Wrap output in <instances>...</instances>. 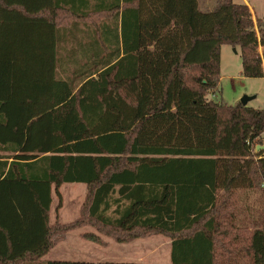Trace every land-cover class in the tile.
Returning a JSON list of instances; mask_svg holds the SVG:
<instances>
[{"label":"trees","instance_id":"obj_1","mask_svg":"<svg viewBox=\"0 0 264 264\" xmlns=\"http://www.w3.org/2000/svg\"><path fill=\"white\" fill-rule=\"evenodd\" d=\"M62 13L94 24L72 78L59 74ZM224 44L264 77V17L246 3L0 0V264H36L59 241L64 183L88 194L62 232L170 236L172 264H264V214L242 218L230 199L264 194V109L209 98Z\"/></svg>","mask_w":264,"mask_h":264},{"label":"rangeland","instance_id":"obj_2","mask_svg":"<svg viewBox=\"0 0 264 264\" xmlns=\"http://www.w3.org/2000/svg\"><path fill=\"white\" fill-rule=\"evenodd\" d=\"M248 1L254 8L252 12L255 15V17L253 15L254 20L264 17V0ZM235 2L243 3V0H235ZM201 3L202 9L213 11L218 6L219 0H201ZM215 4V8H206V6L214 7ZM60 21L62 26L60 57L62 61L59 65V74L63 78H72L75 77V74L79 73L80 66L87 63L88 59L80 53V50L84 44L90 43L91 34L89 33L94 30V24L91 23L90 19L81 20L68 17V15L64 13H62ZM259 51L261 53L263 52L261 46L259 47ZM221 53L220 92H210L209 98L214 100L223 99L225 102L235 105L243 96L255 95V98L250 100L248 105L254 108L264 109V77L244 76L240 49L237 48V51H234L233 46L224 44ZM59 190L62 199L60 201L57 192L53 190V204L50 214V222L53 226L57 227L56 229L58 231L56 237L59 241L54 247H57L56 252L60 253L59 256L64 257L63 259H75L83 257V253L86 252L85 255L91 259H117L119 257L117 249L118 241L113 236L108 235L105 231L99 230L90 223H85L62 232L63 227L70 223H74L78 220L83 222L85 218L83 205L86 202L88 188L84 183H64ZM230 199L237 203L236 207L242 218L247 215L250 216L249 218H257L261 213L264 214V194L261 188L235 190ZM89 233L95 234L99 238V242L92 241L94 242L92 243L93 245H91L93 249L84 246V244H86L85 241L88 240L85 239L84 236ZM162 235L163 234H153L140 238L141 242L146 244L141 246L143 257L146 260H150V258H152L150 256L157 253L159 255L163 254L164 246H162V242L164 243L168 239L165 237L166 235ZM155 243H157L158 249L155 250L154 248L153 250L155 253L153 254L149 251V244Z\"/></svg>","mask_w":264,"mask_h":264},{"label":"crops","instance_id":"obj_3","mask_svg":"<svg viewBox=\"0 0 264 264\" xmlns=\"http://www.w3.org/2000/svg\"><path fill=\"white\" fill-rule=\"evenodd\" d=\"M243 3L248 4L251 8V11L252 12L254 11V8L251 6V4L248 0H243ZM201 4H202L201 0H199V5H200V8L202 9ZM216 4L214 5V7H210V6H206V5L205 6H206V8L212 9V8H215ZM202 10H204V9H202ZM204 11H206V10H204ZM253 15H254V13H253ZM254 17H255V15H254ZM236 48L240 49L239 47H236ZM221 58H222V53H221ZM261 149H263V148H261ZM245 217L248 218L250 216L247 215ZM165 237L168 240L164 243L162 242V246H164L163 247L164 248L163 254L159 255L157 253L153 256H150V257H152V258H150V260H146L143 257L144 255L141 251V246L146 245V244H143V242H141L140 238H136V239H133L129 242H117V244H118L117 249H118V255H119V257L117 259H106V260L91 259L85 255L86 252L83 253V257H78L75 259H73V258L63 259L64 257L59 256L60 253L56 252L57 247H54L47 254H45L42 258H40V260L36 264H46V262L50 261V260H79V261H95V262L102 261V262H120V263L125 262V263H139V264H172V243H173V239L170 236H165ZM84 241H85V239H84ZM85 243L86 244H84V246H87L88 248L93 249V246H91V245H93L92 243H94V242L86 240ZM89 244H90V246H89ZM154 248H155V250L158 249L157 243L149 244V251H151V253H153V254L155 253L153 250Z\"/></svg>","mask_w":264,"mask_h":264},{"label":"water","instance_id":"obj_4","mask_svg":"<svg viewBox=\"0 0 264 264\" xmlns=\"http://www.w3.org/2000/svg\"><path fill=\"white\" fill-rule=\"evenodd\" d=\"M234 51H237V48H236V47H234ZM254 98H255V95H254V96L245 95V96H243V97L241 98L240 102H241L242 104H244V105H248V102H249L250 100L254 99ZM261 148L264 149V146H261L258 150H260Z\"/></svg>","mask_w":264,"mask_h":264},{"label":"built area","instance_id":"obj_5","mask_svg":"<svg viewBox=\"0 0 264 264\" xmlns=\"http://www.w3.org/2000/svg\"><path fill=\"white\" fill-rule=\"evenodd\" d=\"M263 137H264V133H263ZM254 147L256 150H258L261 147V144H256Z\"/></svg>","mask_w":264,"mask_h":264}]
</instances>
